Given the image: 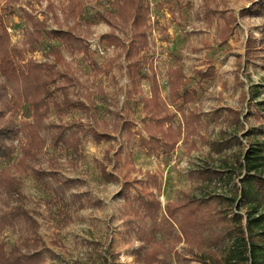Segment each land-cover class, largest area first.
Wrapping results in <instances>:
<instances>
[{"label": "trees", "instance_id": "16d2710c", "mask_svg": "<svg viewBox=\"0 0 264 264\" xmlns=\"http://www.w3.org/2000/svg\"><path fill=\"white\" fill-rule=\"evenodd\" d=\"M22 1L0 0V163L9 161L18 150L21 158L16 166L21 172L31 170L47 185L54 182L55 192L66 193L65 188L71 182L62 183L57 173L35 169L49 142L80 159L84 157L83 138L110 141L114 140V132L124 130L125 140L131 147L137 125L124 111L115 113L119 121L111 124L99 117L92 94L86 96L85 101L71 94V88L79 85V81L62 48L72 55L83 54L92 59L89 37L93 33L88 28L84 35L81 24L87 13L85 1L66 0L65 5L57 8L54 0H38L47 2L43 19L33 6L30 5L31 10L20 7L26 30L23 42L14 44L8 18L15 14ZM203 8L206 15L218 14L223 21L219 35L221 46L235 35L239 19L264 18V0L243 9L238 16L219 8L216 0H203ZM151 13L149 0H111L97 15L100 22L111 28L109 33L99 37L100 43L122 52L121 68L126 69L129 82L125 91L127 102L142 104L140 146L147 154L159 158L170 156L180 143L188 144L198 136L204 127V113L199 107L190 109L197 100V92L188 86L181 63L168 71L169 93L168 98H164L154 58L149 52ZM40 51L44 52V62L27 57ZM113 62H108L107 69L99 67L95 61L93 65L99 74H108ZM237 64L246 80H250L249 68L260 69L264 74V23L250 29L245 54L237 58ZM195 75L204 81L211 78L212 73L200 70ZM237 81L243 88L241 101L247 103V112L228 109L227 116L240 126L241 132L246 131L243 139L247 146L238 135L209 143L217 154H226L224 170L199 167L189 172L190 180L200 189L206 184L224 182L231 184L229 193H209L202 197L183 193L180 199L167 202L163 207L159 197L162 174L146 172L139 179L130 178L127 172L121 178L102 167V174L109 183L121 184L118 198L123 202V234L136 263L173 264V257L181 259L177 246L184 242L190 247L191 257L203 264H264V101H257L259 92L251 81L246 84L240 77ZM144 83L149 84L150 96L144 93ZM74 109L85 112L93 122L86 125L82 119L67 121ZM8 115L13 118L25 115L27 121L18 127ZM235 146L239 148L231 158L228 152ZM128 157L133 160L132 149ZM21 183L11 168L0 171V190L6 195L0 212V264H47L38 222L26 209L15 204L21 196ZM21 221L29 233L7 250L1 236L7 227ZM204 242L214 246L216 251L204 250ZM223 250H227L226 254Z\"/></svg>", "mask_w": 264, "mask_h": 264}, {"label": "rangeland", "instance_id": "374dc122", "mask_svg": "<svg viewBox=\"0 0 264 264\" xmlns=\"http://www.w3.org/2000/svg\"><path fill=\"white\" fill-rule=\"evenodd\" d=\"M84 1L87 13L81 24L85 29L84 35L88 28L93 33L89 37L92 59L83 54L72 55L62 48L79 81V85L71 88V94L82 101L92 94V99L100 111L99 117L111 124L119 121L115 113H127L130 120L137 125L131 147L125 140L124 130L114 132V140L110 141H97L90 136L83 138L84 157L80 159L74 158L62 148L53 147L49 142L42 153L41 163L35 169L57 173L62 183L71 182L70 186L65 188L66 193L55 192L54 182L51 186L47 185L31 170L21 172L16 166L21 158L18 150L9 161L0 163V171L11 168L14 176L22 182L21 196L15 204L26 209L38 222V235L43 240L47 264H138L123 234V202L118 198L121 184L109 183L102 174V167L105 166L107 171L114 172L121 178L127 172L130 173V178L139 179H142L146 172L162 174L163 184L159 197L163 207L167 202L180 199L183 193H192L199 197L209 193H229L231 184L224 182L206 184L200 189L190 180L189 172L199 167L224 170L226 154H217L209 143L238 135L247 146L243 139L246 131H240V126L227 116V110L247 112V103L241 101L243 88L237 81L238 77L246 84L251 81L259 92L257 101H264V74L260 69L249 68L250 80H246L242 76L243 72L239 73L237 64V58L245 54L250 29L264 23V18L239 19L235 35L227 44L221 46L219 35L223 21L218 14L206 15L203 0H149L152 9L149 21V52L154 58L162 94L165 99L168 98V71L181 63L188 86L197 92V100L190 109L199 107L204 113V127L198 136L192 138L188 144L180 143L170 156L157 158L147 154L140 146L138 133L142 131L141 120L144 114L141 111L142 104L127 102L125 91L129 82L126 69L121 68V64H124L122 52L108 48L99 41V37L109 33L111 28L99 21L97 13L111 0ZM259 1L216 0V3L219 8L233 11L238 16L243 9ZM54 2L57 8L67 3L66 0ZM30 5L38 11L39 18H44L46 1L23 0L16 7L15 14L8 18L9 33L14 44L23 42L26 30V22L19 8L31 10ZM57 11L61 16L60 9ZM52 27L55 25L52 24ZM117 33L122 36L120 30ZM27 57L45 61L43 51L28 54ZM113 60V67L108 74H99L93 65L95 61L99 67L107 69L108 62ZM200 70L211 72V78L202 81L195 75V72ZM143 89L144 93L150 96L149 84L144 83ZM248 89L247 86L246 92ZM11 116L8 115V118H12L18 127L27 121L25 115L14 118ZM53 118L54 116H51L50 120ZM73 118L82 119L86 125L93 122V118L79 109H74L67 121ZM178 123L179 118L176 120V126ZM15 145H18V140ZM190 148L193 150L190 151ZM238 148L235 146L228 152V156L232 158ZM131 149L134 153L132 161L128 157ZM115 155H118L120 160L115 159ZM5 198L6 195L0 190V212L4 207ZM28 233L29 230L23 221L16 222L5 229L1 240L7 250H10ZM138 245L137 242L136 246ZM203 247L204 250L216 251L208 242H204ZM189 250L188 244L180 243L177 251L182 257L179 260L173 257V264H203L192 258ZM219 251L217 249V253ZM226 251L223 250V254H226ZM196 253L201 254L200 251Z\"/></svg>", "mask_w": 264, "mask_h": 264}]
</instances>
